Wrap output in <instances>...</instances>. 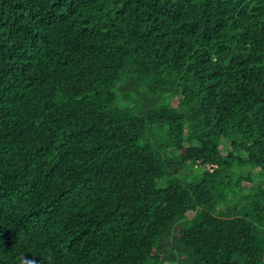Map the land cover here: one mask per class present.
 <instances>
[{"label":"trees","instance_id":"1","mask_svg":"<svg viewBox=\"0 0 264 264\" xmlns=\"http://www.w3.org/2000/svg\"><path fill=\"white\" fill-rule=\"evenodd\" d=\"M22 257L264 264V0H0V264Z\"/></svg>","mask_w":264,"mask_h":264},{"label":"clouds","instance_id":"2","mask_svg":"<svg viewBox=\"0 0 264 264\" xmlns=\"http://www.w3.org/2000/svg\"><path fill=\"white\" fill-rule=\"evenodd\" d=\"M50 259V258H48ZM22 264H36V262L34 260H31V259H24L22 257ZM40 264H42V260H40Z\"/></svg>","mask_w":264,"mask_h":264},{"label":"rangeland","instance_id":"3","mask_svg":"<svg viewBox=\"0 0 264 264\" xmlns=\"http://www.w3.org/2000/svg\"><path fill=\"white\" fill-rule=\"evenodd\" d=\"M199 172H194V173H192V172L189 173L188 172V173L185 174V178L188 179V180L193 179V178H195L197 176V173H199Z\"/></svg>","mask_w":264,"mask_h":264}]
</instances>
